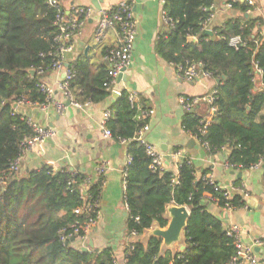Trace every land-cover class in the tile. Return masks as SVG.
<instances>
[{
    "label": "trees",
    "instance_id": "trees-1",
    "mask_svg": "<svg viewBox=\"0 0 264 264\" xmlns=\"http://www.w3.org/2000/svg\"><path fill=\"white\" fill-rule=\"evenodd\" d=\"M213 2L166 0L167 17L175 27L159 38L157 52L175 65L202 62L204 70L220 79L214 101L218 114L206 133L200 131L202 117L196 112L185 114L183 127L207 146L208 154L228 148L232 169L247 170L264 162V92L253 90L255 64L264 78V36L253 32L258 20L246 19L242 25L239 18L228 20L209 35L204 23ZM230 3L243 12L250 8L242 2ZM57 13L48 0H0V179L8 176L11 163L22 155L24 140L34 134L28 118L13 105L20 101L47 103L40 86L43 75L38 71L53 70L62 45ZM234 36H240L243 45L230 46L228 39ZM109 48L103 50V57ZM83 61L70 64L75 71L68 86L72 100L79 105L102 102L111 93L105 86L107 66L93 72L87 60ZM140 105L147 107L142 101ZM107 109L111 111L107 128L117 140L129 142L132 157L125 178L127 235L134 232L139 238L154 223L167 227L169 205L190 210L183 250L164 248L158 236L147 243L136 239L125 245V264H232L237 252L234 237L204 200L209 196L222 208L230 204L235 209L245 205L244 197L234 193L227 199L225 190L207 180V170L197 176L189 159L180 163L177 175L166 167L153 169L152 158L136 138L146 121L131 107L126 90ZM86 181L82 173L55 171L44 165L0 185V264H116L110 248L82 251L73 246L87 236V224L95 216L75 212L83 204L81 187ZM88 194L91 203L99 201L101 181Z\"/></svg>",
    "mask_w": 264,
    "mask_h": 264
},
{
    "label": "crops",
    "instance_id": "crops-1",
    "mask_svg": "<svg viewBox=\"0 0 264 264\" xmlns=\"http://www.w3.org/2000/svg\"><path fill=\"white\" fill-rule=\"evenodd\" d=\"M121 1L132 3L137 21L138 33L131 53L130 66L125 71V80H120L110 90L107 99L99 103H82L79 106L72 103L58 113L55 105L63 101L60 89V79L64 70H53L43 75V81L54 89L52 103L44 107L36 103L22 101L17 104L15 111L28 119L43 126L52 128L54 135L46 141L26 151L21 160L20 176L30 171L38 170L47 165L55 171L67 170L86 175L87 181L81 191L85 193L92 185L101 181V195L99 200V218L84 238L77 239L73 246L88 250L112 249L116 264H125V245L132 239H139L147 243L154 235V225L146 230L139 238L127 235L124 213L128 212L125 201L124 169L127 164L129 142H122L114 137H105L100 126L104 110L113 105L125 88L139 94L143 104L154 109V115L148 120L150 129L145 132V139L155 147L164 157L166 168L177 174L179 159L171 155L181 150L182 154L190 158L200 177L207 170V177L224 186L243 185L248 192L244 197L245 205L240 208L227 210L211 200L209 196L204 200L207 209L218 217L224 226L238 224L242 228V241L254 247L258 258H264V248L256 251L255 242L264 239V162L247 170L229 169L224 166L228 156V148L218 153L208 154V149L183 127L186 112L182 109L179 99L181 96L204 95L216 88L215 80L186 81L179 77L176 65L165 60L157 52V45L161 36L169 35L171 27L163 17L164 5L160 0H61V8L67 15L73 7H87L93 9L92 15L85 22L80 36L77 38L75 50L67 54L64 68L75 62L87 60L91 71L95 72L105 64L102 52L112 47L118 40L117 31L108 29L100 40L95 39V32L100 18V12L118 5ZM231 0H214L207 32L212 35L215 28L224 25L230 19H256L253 32L264 36V0H253L254 5L246 12L241 8L230 6ZM247 4V2H242ZM78 39L90 47L85 55V47L78 43ZM84 62V61H83ZM259 81L256 82L258 88ZM200 117L209 114L207 103H201L195 111ZM264 114V110L262 111ZM105 166L103 173L100 166ZM234 172V173H232ZM242 172L245 178H238ZM238 193L232 191V194ZM173 205H169L171 207ZM167 208V216L169 212ZM92 243V246L90 245ZM164 245V243H163ZM186 245L185 231L178 242L170 247L172 251L182 250ZM240 264H250L243 262Z\"/></svg>",
    "mask_w": 264,
    "mask_h": 264
},
{
    "label": "built area",
    "instance_id": "built-area-1",
    "mask_svg": "<svg viewBox=\"0 0 264 264\" xmlns=\"http://www.w3.org/2000/svg\"><path fill=\"white\" fill-rule=\"evenodd\" d=\"M61 0H48L49 4L55 6L58 10L57 13V25L60 29V35L58 36V40L62 43L60 49H58V53L56 54V60L53 63V70H64L63 75L60 79V89L63 92L64 100L57 102L55 107L58 113H61L66 108L67 101H71L75 105H78L72 100L71 93L68 91L69 81L74 76V69L70 66L64 68V64L66 61V56L69 53H72L75 50V46L77 43V38L80 36L82 28L92 15L93 9L87 7H73L69 15L65 13V11L61 8L60 5ZM234 2H247L249 6L254 5L253 0H233ZM160 3L165 6L166 0H160ZM232 6V3H229ZM163 17L165 21L169 24L171 28L175 27V23L172 19L167 17V13L165 7L163 9ZM69 16V17H68ZM83 17V18H81ZM212 15L205 21L204 30L209 29V22L212 19ZM108 29H114L117 31L118 40L107 50V54L103 57L105 64L107 66L109 79L105 83V86L108 90H111L113 86L119 83V78L121 73L126 70L131 63V53L135 44L136 36L138 33L137 21L135 18V14L133 11L132 3L129 1H121L118 5L103 9L100 12V18L98 20V26L95 32V39L100 40L101 37L105 34ZM229 45L238 48L240 45H243V40L240 36L230 37L228 39ZM179 77L186 81H194V80H215L212 74L206 70H204V65L202 62H189L176 65ZM52 70V71H53ZM43 70L39 69L38 73L40 75L43 74ZM217 81V80H216ZM259 81L258 88H256V82ZM219 83V82H218ZM253 83H254V92H264V78L263 71L254 65L253 69ZM42 91L47 95V103L41 104L44 107L50 106L52 103L54 89L51 85L45 83L43 80L40 84ZM128 92V99L132 108L136 107L138 109V117L140 119H144L146 123L140 128L138 131L136 138L140 141L146 148L147 154L152 158V168H165L166 163L164 157L155 149L153 145H151L145 139V132L150 129L148 120L154 115L155 111L152 108L145 107L143 108L140 105V96L137 92L129 90L125 88ZM217 89L214 88L210 92L204 95L197 96H181L179 99L180 105L182 109L187 112H195L198 106L201 103H207L210 112L205 117H202V128L201 133L205 134L207 130V126L213 122L215 116L218 114L217 109L214 107V101L216 100ZM22 102V101H20ZM19 103V102H18ZM17 103V104H18ZM111 117V111L106 109L103 111L100 126L103 131L105 137H113L110 129L107 128L106 123L108 119ZM28 122L31 124L34 130V134L30 137H27L23 142V150L22 155L17 158L14 162L11 163L8 169V176L0 179V185H5L7 179H11L14 176L19 175L20 165L23 154L39 145L40 143L46 141L54 135V130L52 128L43 126L37 122H34L28 119ZM197 139V138H196ZM126 142V141H122ZM201 143V141L199 140ZM206 148L207 146L202 143ZM172 158L179 159L180 163L189 159V162H192L190 158L185 157L182 154L181 150L175 151L172 155ZM132 157L128 155L127 164L124 169V176L127 175V166L132 162ZM260 164V163H259ZM224 166L232 169V166L228 163L227 159L224 162ZM105 171V166L102 165L99 168V172L103 173ZM178 174V173H177ZM176 174V175H177ZM175 175V174H174ZM207 180L216 186L217 189L225 190V195L227 199L232 197V191H236L241 194L243 197L248 195L245 187L243 185L239 186H224L213 180L211 176L207 177ZM217 183V184H216ZM82 192V191H81ZM88 191L82 193L83 204L81 207L75 210L76 213H95L94 218L90 219L87 224L88 232L97 224L99 218V201H95L94 203L90 202ZM224 209L232 210L234 209L230 204H227ZM225 229L228 235L234 237L237 252L233 258L232 264H240L243 262H248L250 264H264V258H258V255L254 251V247L250 245H246L242 241V228L238 224H231L225 226ZM136 238V233H132L130 238ZM137 239V238H136ZM136 239H132L135 241ZM256 247L264 248V239L257 240L255 242Z\"/></svg>",
    "mask_w": 264,
    "mask_h": 264
},
{
    "label": "water",
    "instance_id": "water-1",
    "mask_svg": "<svg viewBox=\"0 0 264 264\" xmlns=\"http://www.w3.org/2000/svg\"><path fill=\"white\" fill-rule=\"evenodd\" d=\"M208 33V32H207ZM209 35L211 34L210 32L208 33ZM191 41L195 42L196 38H191ZM78 43L81 46L85 47V44L81 42L80 39H78ZM90 47H85V55L88 54ZM125 71L121 73L119 80H125ZM30 73L32 75H35L34 70H30ZM217 82H220V79H217ZM72 103L71 101H67L66 106H70ZM17 107V103L13 105V108L15 109ZM234 173V172H232ZM238 178L242 179L243 181L245 178L242 176V172L238 173ZM169 212V224L168 226L163 230V229H156L154 231V235L161 237L163 240V243L166 247L172 246L174 243L178 242L181 238L182 232L186 230L188 220L190 218V210L187 207L183 206H171L168 208ZM128 215L127 212L124 213V216L126 217ZM92 246V243L90 244ZM185 248V246H182V250ZM82 251H87L88 249L86 247L81 248ZM256 251H262L260 248H256Z\"/></svg>",
    "mask_w": 264,
    "mask_h": 264
},
{
    "label": "rangeland",
    "instance_id": "rangeland-1",
    "mask_svg": "<svg viewBox=\"0 0 264 264\" xmlns=\"http://www.w3.org/2000/svg\"><path fill=\"white\" fill-rule=\"evenodd\" d=\"M87 248V247H86ZM88 249V248H87Z\"/></svg>",
    "mask_w": 264,
    "mask_h": 264
}]
</instances>
